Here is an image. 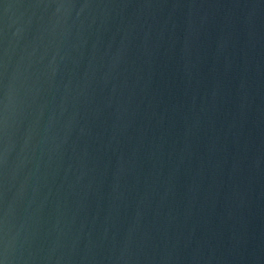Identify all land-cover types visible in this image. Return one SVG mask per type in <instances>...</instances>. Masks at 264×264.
Wrapping results in <instances>:
<instances>
[{
  "label": "water",
  "instance_id": "95a60500",
  "mask_svg": "<svg viewBox=\"0 0 264 264\" xmlns=\"http://www.w3.org/2000/svg\"><path fill=\"white\" fill-rule=\"evenodd\" d=\"M0 264H264V0H0Z\"/></svg>",
  "mask_w": 264,
  "mask_h": 264
}]
</instances>
